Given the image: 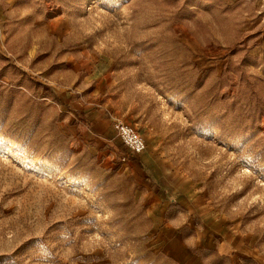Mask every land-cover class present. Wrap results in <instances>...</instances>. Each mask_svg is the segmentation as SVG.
<instances>
[{
	"label": "rangeland",
	"instance_id": "1",
	"mask_svg": "<svg viewBox=\"0 0 264 264\" xmlns=\"http://www.w3.org/2000/svg\"><path fill=\"white\" fill-rule=\"evenodd\" d=\"M0 264H264V0H0Z\"/></svg>",
	"mask_w": 264,
	"mask_h": 264
},
{
	"label": "crops",
	"instance_id": "2",
	"mask_svg": "<svg viewBox=\"0 0 264 264\" xmlns=\"http://www.w3.org/2000/svg\"><path fill=\"white\" fill-rule=\"evenodd\" d=\"M100 118V114H97V117H96V120H98ZM100 120V122H99ZM98 121H96L95 123L92 124V127H88L89 129V132L88 133H92V136H91V139H97V138H102L103 136L101 135L104 131L107 130V122L104 118H100ZM105 121V122H104ZM108 134H113L114 132L111 130H108L107 132ZM102 139H104L105 141H107L108 139L105 137H103ZM154 161L153 162H149V166L151 169H153L152 165H154ZM189 184L190 186V183L188 181L186 182H183L182 186L180 188H183L185 186V184ZM190 188V187H189ZM185 189V190H179V192H181L182 194V191H183V194L181 196H178L179 194H177L175 191H172V192H168L166 193L165 195V200H169L172 204L173 203H189L191 204L194 200V196H193V190L190 189ZM179 199V200H178ZM166 202L165 201H162L160 199H155L153 201V204H152V209L155 211V213L157 215L160 214V210H161V206L164 205ZM183 204V203H182ZM153 205H157L156 207L153 206ZM157 209H159V212L157 213Z\"/></svg>",
	"mask_w": 264,
	"mask_h": 264
},
{
	"label": "built area",
	"instance_id": "3",
	"mask_svg": "<svg viewBox=\"0 0 264 264\" xmlns=\"http://www.w3.org/2000/svg\"><path fill=\"white\" fill-rule=\"evenodd\" d=\"M115 129L123 144L131 151L141 153L145 150L146 142L137 128L123 120H116Z\"/></svg>",
	"mask_w": 264,
	"mask_h": 264
}]
</instances>
